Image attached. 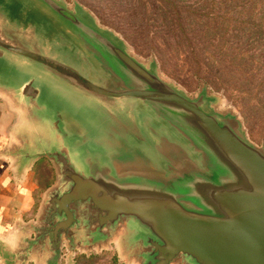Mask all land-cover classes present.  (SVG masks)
<instances>
[{
    "label": "water",
    "instance_id": "95a60500",
    "mask_svg": "<svg viewBox=\"0 0 264 264\" xmlns=\"http://www.w3.org/2000/svg\"><path fill=\"white\" fill-rule=\"evenodd\" d=\"M50 35L81 67L41 46ZM0 94L28 125L3 153L18 178L42 159L56 174L1 264H74L114 243L129 264H264V145L206 84L189 95L76 1L0 0Z\"/></svg>",
    "mask_w": 264,
    "mask_h": 264
},
{
    "label": "rangeland",
    "instance_id": "374dc122",
    "mask_svg": "<svg viewBox=\"0 0 264 264\" xmlns=\"http://www.w3.org/2000/svg\"><path fill=\"white\" fill-rule=\"evenodd\" d=\"M65 1L89 10L141 60L155 57L161 75L189 95H197L206 84L222 97V110L238 115L249 139L264 145V0ZM12 15L39 32L49 22L40 12L28 15L19 8ZM40 43L57 59L81 67L52 35ZM74 264L129 263L114 243L102 251L78 252Z\"/></svg>",
    "mask_w": 264,
    "mask_h": 264
},
{
    "label": "crops",
    "instance_id": "0c3cea01",
    "mask_svg": "<svg viewBox=\"0 0 264 264\" xmlns=\"http://www.w3.org/2000/svg\"><path fill=\"white\" fill-rule=\"evenodd\" d=\"M27 126L21 111L14 108L11 101L0 94V242L12 249L19 241L16 225L36 221L45 194L56 180L55 170L47 159L39 160L18 178L14 161L3 155L15 141L16 134ZM43 161L46 163V169L53 173L50 186L44 190L41 189L37 171V166Z\"/></svg>",
    "mask_w": 264,
    "mask_h": 264
},
{
    "label": "trees",
    "instance_id": "16d2710c",
    "mask_svg": "<svg viewBox=\"0 0 264 264\" xmlns=\"http://www.w3.org/2000/svg\"><path fill=\"white\" fill-rule=\"evenodd\" d=\"M37 171L39 173V179L41 181V189H46L50 186L51 181L53 180V173L51 170L46 169V163L43 161L37 166Z\"/></svg>",
    "mask_w": 264,
    "mask_h": 264
}]
</instances>
